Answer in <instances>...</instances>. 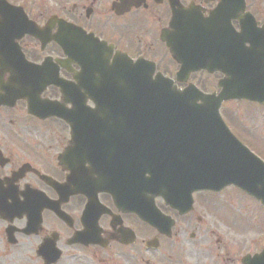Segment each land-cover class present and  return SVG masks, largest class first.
<instances>
[{
    "label": "flooded vegetation",
    "instance_id": "af4514ba",
    "mask_svg": "<svg viewBox=\"0 0 264 264\" xmlns=\"http://www.w3.org/2000/svg\"><path fill=\"white\" fill-rule=\"evenodd\" d=\"M185 24L207 39L209 65L180 81L166 39ZM75 27L104 43L109 64L146 60L177 89L201 72L208 93L249 80L258 99L239 101L262 116L264 136V0H0V264H264V205L251 194L198 189L173 206L158 195L150 224L149 192H128L131 148H71V123L59 115L85 129L95 108L69 40ZM235 101L219 108L230 129L225 104ZM246 130L239 140L264 163Z\"/></svg>",
    "mask_w": 264,
    "mask_h": 264
},
{
    "label": "water",
    "instance_id": "95a60500",
    "mask_svg": "<svg viewBox=\"0 0 264 264\" xmlns=\"http://www.w3.org/2000/svg\"><path fill=\"white\" fill-rule=\"evenodd\" d=\"M195 33L192 24H185L180 34L166 39L182 63L181 75L207 68L209 63L207 39ZM70 36L78 43L72 45L73 54L86 67L82 75L92 83L85 82L83 88L95 103L94 109L85 110V120L89 122L85 129L75 125L73 117L60 115L71 123V148L83 145L133 148L134 171L127 186L129 190L141 193L143 187L152 195H162L172 206L193 190H218L228 184H234L264 204L263 164L231 135L218 113L223 100L254 99L251 86L239 85L235 78L231 83L222 80V89L216 96L203 94L192 85L176 91L160 74L152 78L153 64L143 60L132 62L117 55L110 66L103 54L104 46L76 29H70ZM54 40L66 50L68 41L62 32ZM90 41L95 44H89ZM52 82L64 91L62 81L55 77ZM150 148L157 149L152 156L147 154ZM194 155L207 158L198 161ZM145 173L149 174L148 178ZM194 177L200 180H190ZM150 208L155 212L152 201ZM153 218L147 219L153 223Z\"/></svg>",
    "mask_w": 264,
    "mask_h": 264
},
{
    "label": "rangeland",
    "instance_id": "374dc122",
    "mask_svg": "<svg viewBox=\"0 0 264 264\" xmlns=\"http://www.w3.org/2000/svg\"><path fill=\"white\" fill-rule=\"evenodd\" d=\"M210 79L211 77L207 76L203 72L191 75V77L189 78L192 84L196 85L199 89L206 93L213 90L209 85ZM225 108L226 110L231 109L233 111L232 117L235 118L237 124L236 122H232V125L235 126V128L233 129V127H231V129H229L237 139L241 138L242 125H244L247 128L246 133L250 135H246V140H251L252 142H254L255 139L264 146V136H262L257 130H255V128H257L258 126L263 125L261 119L262 116L255 117L254 109L250 107V105L241 101L227 103L225 104Z\"/></svg>",
    "mask_w": 264,
    "mask_h": 264
}]
</instances>
